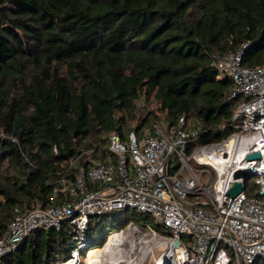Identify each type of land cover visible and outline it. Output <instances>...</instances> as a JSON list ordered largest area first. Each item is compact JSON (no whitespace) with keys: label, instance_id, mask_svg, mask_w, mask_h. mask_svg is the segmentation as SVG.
I'll list each match as a JSON object with an SVG mask.
<instances>
[{"label":"trees","instance_id":"1","mask_svg":"<svg viewBox=\"0 0 264 264\" xmlns=\"http://www.w3.org/2000/svg\"><path fill=\"white\" fill-rule=\"evenodd\" d=\"M243 44L242 65L264 62V0H0V237L15 207L59 202L56 179L100 158L113 130L159 121L138 110L140 95L165 124H197L195 144L232 133L239 97L228 98L232 79L217 76L213 56ZM93 143L91 157L79 154ZM127 210L140 226L151 220L128 207L92 216L89 254L130 221ZM70 238L66 220L35 228L0 264H57Z\"/></svg>","mask_w":264,"mask_h":264},{"label":"built area","instance_id":"2","mask_svg":"<svg viewBox=\"0 0 264 264\" xmlns=\"http://www.w3.org/2000/svg\"><path fill=\"white\" fill-rule=\"evenodd\" d=\"M245 45L213 56L217 76L232 79L228 98L239 97L232 133L215 143L195 144L199 127L184 115L175 124L154 121L124 136L113 130L100 158L80 166L72 179H56L50 198L61 199L63 193L59 202L14 208L0 237V262L31 230L59 228L66 220L71 238L65 260L75 263L89 243L91 217L123 207L151 215L144 225L148 230L157 231L153 223L163 227L165 242L181 249L180 255L175 253L177 264H251L264 255V62L242 65ZM95 145L79 154L91 157ZM255 151L258 157H247ZM191 160L202 167L200 172ZM237 169L245 176L235 178ZM205 172L208 180L203 179ZM237 180L243 187L232 197L227 191ZM126 225L139 226L134 220Z\"/></svg>","mask_w":264,"mask_h":264},{"label":"rangeland","instance_id":"3","mask_svg":"<svg viewBox=\"0 0 264 264\" xmlns=\"http://www.w3.org/2000/svg\"><path fill=\"white\" fill-rule=\"evenodd\" d=\"M136 107L141 113H145L146 111L150 109L156 111L158 113L159 121H161V123L163 124L165 123L163 114L158 110L157 102L152 95H150L147 98L144 95H140V97L136 100ZM131 124L132 125L135 124V121H132ZM172 160H173V163L176 162L175 156H173ZM191 163L198 172L202 170V167L197 165L193 160H191ZM254 178L255 177L250 178V181H253ZM203 179L204 180L209 179L207 172L203 174ZM127 214L130 220L131 219L130 210H127ZM127 225L126 223L125 225L124 224L122 225L123 233L121 234V238L115 241L117 245H120L118 246V248L123 253L122 254L123 256H121L122 257L121 259L127 260L126 262L122 261L121 264H126L128 262L129 264H177V260L179 259H177V255L175 254V252H173V249H169L170 256L169 257L167 256V259H166V256L164 255V250H162L158 246H155L152 252L151 251L148 252L151 249V246L159 245L165 242V236H166L165 234L159 231H156V232H153L152 230L150 231L146 227L140 226V225L139 226L137 225L138 227H135L134 229L131 228V226L129 227ZM141 239H144L147 241L138 242ZM133 242L136 245V249L132 253L133 249H132V246H130V244ZM131 255L133 257L135 256L136 258L134 257L131 260ZM112 256L113 255H110V256L106 255L103 258L102 264H110V259L112 258ZM76 262H79L78 264H84L85 262L84 256L83 257L81 256V258H79Z\"/></svg>","mask_w":264,"mask_h":264},{"label":"bare ground","instance_id":"4","mask_svg":"<svg viewBox=\"0 0 264 264\" xmlns=\"http://www.w3.org/2000/svg\"><path fill=\"white\" fill-rule=\"evenodd\" d=\"M135 227H133V229H134ZM123 232H113L112 234H110V236H107V238H108V241H106L107 240V238L105 239V241H103V246H101V247H99V248H97L96 250H94V251H92L91 252V254H89L90 253V251H91V249L92 248H95V247H91V248H89L88 249V251L86 252V254L84 255V260H85V262H84V264H102V262H103V258L106 256V255H108V256H110V255H113L112 256V258L110 259V264H121V262L122 261H127V260H125V259H121L122 257L121 256H123L122 254V251H120V249L118 248V246H120V245H117L116 243H115V241L117 240V239H120L121 238V234H122ZM119 241V240H118ZM117 241V242H118ZM145 241H147V240H144V239H141L140 241H138V242H145ZM101 244V245H102ZM100 246V245H99ZM130 246H132V249H133V251H132V253L135 251V249H136V245H135V243L133 242V243H131L130 244ZM155 246H158L159 248H161L162 250H164V255L166 256V259H167V256L169 257L170 256V254H169V249H173V252H175L176 254H178V255H180L181 254V249L180 248H178V247H176V248H173L172 247V244H171V242H163V243H161V244H159V245H154V246H151V249L148 251V252H152L153 250H154V247ZM89 255V256H88ZM88 256V258L86 259V257ZM135 257V256H134ZM132 255H131V260H132V258H134ZM136 258V257H135ZM79 262H76V263H72L71 261H67V260H64V261H62L61 263H59V264H78ZM126 264H129V262L128 263H126Z\"/></svg>","mask_w":264,"mask_h":264},{"label":"water","instance_id":"5","mask_svg":"<svg viewBox=\"0 0 264 264\" xmlns=\"http://www.w3.org/2000/svg\"><path fill=\"white\" fill-rule=\"evenodd\" d=\"M259 156V152L258 151H255L254 153H250L248 154V158H254V157H258ZM246 172L242 169H237L233 176L235 178L243 175L245 176ZM243 187V184L241 181L237 180V181H234L233 184L231 185V187L228 189L227 193H229L232 197L236 196L237 193L242 189ZM178 243V239H175V244Z\"/></svg>","mask_w":264,"mask_h":264},{"label":"clouds","instance_id":"6","mask_svg":"<svg viewBox=\"0 0 264 264\" xmlns=\"http://www.w3.org/2000/svg\"><path fill=\"white\" fill-rule=\"evenodd\" d=\"M84 251H85V252L83 253V256L86 254V252L88 251V249H85Z\"/></svg>","mask_w":264,"mask_h":264}]
</instances>
